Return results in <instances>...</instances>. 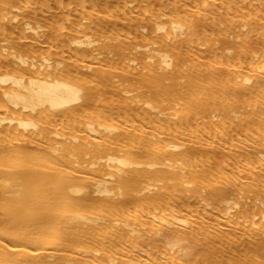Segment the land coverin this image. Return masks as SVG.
<instances>
[{
	"label": "bare ground",
	"instance_id": "bare-ground-1",
	"mask_svg": "<svg viewBox=\"0 0 264 264\" xmlns=\"http://www.w3.org/2000/svg\"><path fill=\"white\" fill-rule=\"evenodd\" d=\"M0 264H264V0H0Z\"/></svg>",
	"mask_w": 264,
	"mask_h": 264
}]
</instances>
